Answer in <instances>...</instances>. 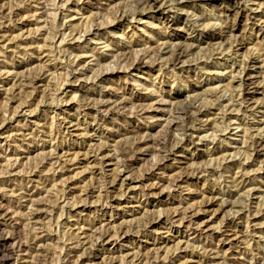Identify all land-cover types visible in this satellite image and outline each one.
I'll use <instances>...</instances> for the list:
<instances>
[{
    "label": "rangeland",
    "instance_id": "rangeland-1",
    "mask_svg": "<svg viewBox=\"0 0 264 264\" xmlns=\"http://www.w3.org/2000/svg\"><path fill=\"white\" fill-rule=\"evenodd\" d=\"M149 1L0 0V264H264V0Z\"/></svg>",
    "mask_w": 264,
    "mask_h": 264
},
{
    "label": "bare ground",
    "instance_id": "bare-ground-1",
    "mask_svg": "<svg viewBox=\"0 0 264 264\" xmlns=\"http://www.w3.org/2000/svg\"><path fill=\"white\" fill-rule=\"evenodd\" d=\"M148 1V0H147ZM195 1H208V0H195ZM221 1H225V0H221ZM151 2V3H150ZM149 4L151 6V8H158L160 6V4L158 5L157 0H151L149 1ZM160 8V7H159ZM227 29H229L231 26L230 25H226L225 26ZM225 29V28H224ZM219 32V31H218ZM218 35V34H216ZM215 33H212L208 39H212L216 37ZM185 49L183 46H178L175 48V51L173 52L172 56L173 58H171V63H177L178 61H180V59L182 58V56L185 53ZM141 62H143V60H140L139 63L141 64ZM255 149L257 150L258 153L263 154L264 153V141H260V140H255ZM4 236H2V240H3V245H4V253L6 252L7 255L4 254V257L6 256V258H9V261L11 256H12V250L10 249L11 247H9L8 241L3 239ZM14 250V249H13ZM12 264V263H10Z\"/></svg>",
    "mask_w": 264,
    "mask_h": 264
}]
</instances>
